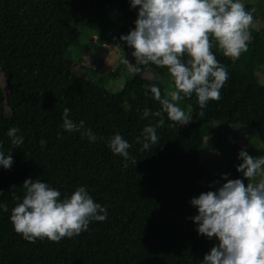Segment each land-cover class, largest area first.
Listing matches in <instances>:
<instances>
[{
	"label": "trees",
	"instance_id": "1",
	"mask_svg": "<svg viewBox=\"0 0 264 264\" xmlns=\"http://www.w3.org/2000/svg\"><path fill=\"white\" fill-rule=\"evenodd\" d=\"M244 5L247 11L255 8ZM138 12L131 0H0V73L7 84V90L0 86V151L14 161L10 169L0 166V204L8 207L7 212L0 209V264H202L217 245L215 238L200 235L191 219L198 215L191 200L220 188L200 163L204 133L215 124L241 128L264 147V85L257 75L264 69V31H254L248 50L236 59L226 57L210 37L211 52L228 73L221 98L208 102L203 117L196 95L184 98L191 107L190 125L169 127L165 114L158 142L141 151L143 142L137 138L142 141L144 127L159 120L143 118L145 108L160 110L150 88L157 86L162 94L165 89L146 77L147 70L162 76L169 70L136 65L134 49L119 39L135 29ZM257 16L255 11L253 23ZM81 28L122 48L136 69L121 92L112 93L75 72L67 54L81 44ZM65 108L71 120L85 122L96 142L64 131ZM13 127L24 140L18 147L7 134ZM116 133L131 145L135 163L109 149L107 141ZM242 149L250 155L242 142L232 141L225 175L247 185L236 170L243 163L238 156ZM27 179L48 183L61 199L85 187L107 208V219L93 221L88 231L59 243L26 241L10 217L16 197L22 202ZM204 179L206 186L200 185Z\"/></svg>",
	"mask_w": 264,
	"mask_h": 264
},
{
	"label": "clouds",
	"instance_id": "2",
	"mask_svg": "<svg viewBox=\"0 0 264 264\" xmlns=\"http://www.w3.org/2000/svg\"><path fill=\"white\" fill-rule=\"evenodd\" d=\"M131 7L139 8L135 29L119 39L134 49L136 65L166 67L174 84V88L166 87L163 94L157 86L150 88L160 110L150 112L145 108L143 112V118H159L155 125L144 127L142 141L137 138V143L143 142L141 151H145L158 142L157 129L164 126L165 114L172 122L169 127L192 121L191 107L185 112L178 106L179 101L195 94L199 115L203 117L208 102L221 98L228 73L211 52L210 37L218 42L226 57L239 58L248 50L249 29L256 10L247 11L241 0H131ZM122 62L131 65L128 59ZM69 112L64 109V131L79 132L96 142V135L85 128V122H74ZM18 132L13 127L7 133L17 147L24 142ZM107 145L114 155L135 163L128 151L131 145L119 133L111 136ZM238 156L243 163L236 170L247 179V185L241 179L224 175L227 182L217 191L201 193L191 200L198 209V215L191 218L197 232L218 241L202 264H264V155L253 157L242 149ZM13 163L10 154L5 156L0 151V166L10 169ZM22 187L25 195L22 202L16 197L18 202L10 219L14 230L31 243L45 238L59 243L65 237L88 231L93 221L107 219V208L96 203L85 187H78L63 199L60 191L39 179H27ZM0 209L7 212V204H0Z\"/></svg>",
	"mask_w": 264,
	"mask_h": 264
},
{
	"label": "rangeland",
	"instance_id": "3",
	"mask_svg": "<svg viewBox=\"0 0 264 264\" xmlns=\"http://www.w3.org/2000/svg\"><path fill=\"white\" fill-rule=\"evenodd\" d=\"M243 4L253 5L256 17L250 32L251 42L254 39V31H264V0H241ZM81 33V44L72 47L67 54V59L74 63L75 72L86 79L100 85L112 93L121 92L126 83L136 77L135 68L123 63L125 58L122 48L102 41L101 37L92 30L79 29ZM259 81L264 85V69L257 72ZM146 77L160 81L164 87H173L174 84L170 73L162 76L152 69L147 70ZM0 86L7 90V84L0 73ZM178 106L185 112L189 107L183 100L178 102ZM182 125L184 127L189 126ZM205 144L202 149L200 163L207 169L213 182L218 186L224 184L223 176L226 173L230 157V145L237 139L249 150L250 155L259 157L264 155V147L261 141L250 132L237 128L233 129L228 125L215 124L210 133H204ZM207 181L201 180L200 185L206 186Z\"/></svg>",
	"mask_w": 264,
	"mask_h": 264
}]
</instances>
